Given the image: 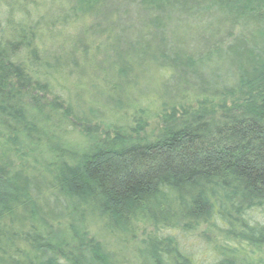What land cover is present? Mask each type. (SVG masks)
Here are the masks:
<instances>
[{
    "label": "trees",
    "instance_id": "obj_1",
    "mask_svg": "<svg viewBox=\"0 0 264 264\" xmlns=\"http://www.w3.org/2000/svg\"><path fill=\"white\" fill-rule=\"evenodd\" d=\"M180 234L258 264L264 0H0V264H193Z\"/></svg>",
    "mask_w": 264,
    "mask_h": 264
},
{
    "label": "rangeland",
    "instance_id": "obj_2",
    "mask_svg": "<svg viewBox=\"0 0 264 264\" xmlns=\"http://www.w3.org/2000/svg\"><path fill=\"white\" fill-rule=\"evenodd\" d=\"M88 98L89 97L86 95V102L91 104V102H88ZM150 99L153 100V94H148L147 98H140L139 100L135 101V105L138 106L143 102L142 105L145 107L149 105ZM153 104L155 105V103ZM153 104L151 105L152 107H154ZM95 105L93 107H96ZM161 114L160 112H156L154 115L150 116L147 128L141 134L136 130H131L134 128V126L129 124L131 128L128 129L129 131L125 133V136L135 135V137H137L141 135H147L151 136L152 138L158 136L161 133L162 128V119L159 117ZM179 245L181 250L185 251L187 255H190L191 259L194 262L193 264H214L216 262L214 261L216 258L214 257L215 253L213 252V247L215 248V244H212L210 246L206 241L201 239L200 236L180 234ZM243 247L246 248L247 251L251 250L249 252H245V254H248L250 252H256L258 255V257H256V261L258 262V264H264V246L259 248H253L250 245L244 244ZM228 257L231 258V256Z\"/></svg>",
    "mask_w": 264,
    "mask_h": 264
}]
</instances>
